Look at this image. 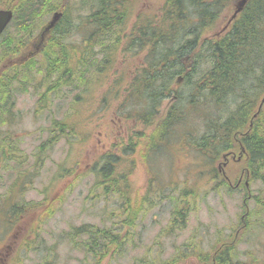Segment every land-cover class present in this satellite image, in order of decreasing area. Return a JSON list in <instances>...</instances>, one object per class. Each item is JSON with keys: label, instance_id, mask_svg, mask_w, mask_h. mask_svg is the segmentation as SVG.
<instances>
[{"label": "trees", "instance_id": "1", "mask_svg": "<svg viewBox=\"0 0 264 264\" xmlns=\"http://www.w3.org/2000/svg\"><path fill=\"white\" fill-rule=\"evenodd\" d=\"M0 1H3L0 7L14 12L12 21L0 36L3 61L0 65V124L12 123L16 93L25 91L35 73L44 71L39 81L46 87L35 107L42 112L48 107L45 101L51 95L63 94L77 70L80 82L72 89L77 90L78 101L75 102L79 104L85 100L81 92L88 91L95 69L112 66L119 54L122 57L142 54L143 59L134 68L133 76L126 83L120 77L109 92L103 94L101 101L109 102L108 97H115L123 90L122 102L129 107L126 118L136 121L142 129L129 134V144H123L122 150L128 146L129 150H134L141 145L140 160L149 173L152 169L154 177L151 172L145 193L139 196L133 193L129 181L135 166L128 167L126 158L122 156L118 160L112 150H106L100 156L101 162L96 160L95 187L106 200L116 197L119 226L83 223L61 235L72 249L89 255L93 264H99L105 255L112 257L124 249L131 238L130 228L150 202L152 192L161 191L157 182L159 163L152 166L157 154L171 153L173 147L185 145L201 161L198 172L191 177L192 183L185 179L178 195L170 197L174 203L170 229L183 225L191 209L190 196L197 197L198 184L205 174L216 182L223 153L241 152V161L235 159L231 163L243 167L233 176L228 172L230 179L244 176L241 170L246 176L250 169H253L252 176L249 173L246 176L249 185L253 178L264 177V0H247L221 32L215 30L214 24L234 0H161L152 11L141 10V6L138 7L141 0H79V10L73 17L69 14V0ZM50 12H60L61 16L47 32L42 29L35 43L39 52L27 50L20 57ZM76 32L80 33V42L69 41ZM102 78L97 75L93 79L94 86L99 87ZM181 79L185 93L178 87ZM35 89H39L38 85ZM168 98L174 101L172 99L164 115L157 119L163 101ZM53 121L50 137L38 147L40 158L62 134L76 131L77 124ZM199 125L203 126L200 133ZM0 137V160H3L14 150L8 145L11 135L4 133ZM121 143L123 141H118ZM241 148L245 150L242 152ZM218 185L228 183L225 180ZM6 205L9 218L4 213ZM44 205V202L20 205L2 200L1 225L9 229L19 222L24 211L26 214L41 210ZM55 210L52 205L42 209L30 231L37 232L44 219L51 217ZM36 239L24 241L23 246L36 249L31 244ZM228 245L226 240H219L205 253L202 249L184 248L167 263L148 264H245L235 259V247ZM187 257H191L187 263L179 262Z\"/></svg>", "mask_w": 264, "mask_h": 264}, {"label": "rangeland", "instance_id": "2", "mask_svg": "<svg viewBox=\"0 0 264 264\" xmlns=\"http://www.w3.org/2000/svg\"><path fill=\"white\" fill-rule=\"evenodd\" d=\"M78 1L69 0L71 17L79 10ZM237 1L239 0L228 4L215 22V30L221 32L229 26ZM159 2L161 0H141L138 7L141 6L144 11H152L157 8ZM52 14L53 12H50L45 17L20 57L25 55L27 50L35 49L36 54L39 52L35 43L40 39V33ZM79 36L80 33L76 32L69 41L80 42ZM141 56L139 52L127 57L119 54L112 66L95 69L89 81L88 91L81 92L85 100L82 99L79 104L75 102L78 101L75 97L77 90L72 89L80 82L78 70L71 76L63 94L49 95L50 98L45 101V106L48 107L42 112L36 111L35 107L46 87L39 81L44 76V71L41 74L34 72L35 77L32 82L26 84L25 91L16 93V103L12 110L14 120L10 124H0V136L4 133L11 135L12 139L8 145L14 150L0 160V203L2 200L20 205L44 202L41 210L50 205L56 207V210L51 217L44 219L35 233L30 231V227L39 218L40 209L26 214L24 211L19 222L9 229L1 225L0 220V264L94 263L83 251L72 249L61 235L70 227L83 223L110 228L119 226V203L116 197L111 196L106 200L100 196L99 188L95 187L98 175L93 167L96 166V160L101 162L100 156L106 150H112L119 157L118 160L122 156L126 158L128 167L130 164L135 166L129 176L133 193L139 196L145 193L148 178H151V172L154 177V173L151 168L149 173L145 168L146 164L140 160L141 145L138 144L134 150H129V146L128 149L122 150L123 144H129V134L141 131L142 126L126 118L129 107L124 106L125 103L122 102L123 90L117 92L115 97H108L109 102L105 99L101 101L103 94L109 92L110 87L115 81L118 82L120 77L126 83L133 76L134 68L143 59ZM2 63L0 58V65ZM97 75L103 77V83L99 87L93 84ZM183 82L182 79L179 80L178 87ZM37 85L38 90L35 89ZM183 87L181 86V90L185 93L186 89ZM71 89L73 91L67 97L66 93ZM90 98H94V101ZM172 99L163 101L157 119L164 115ZM53 120L77 124L76 131L70 135L62 134L40 158L38 147L50 137ZM202 129L203 126L199 125L198 132ZM87 132L90 136L86 135ZM118 141L123 143L118 144ZM173 148L174 152L157 154L152 163V166L156 162L159 163L157 182L161 191L152 192L150 202L130 228L131 238L124 249L112 257L105 255L99 264L167 263L180 249L186 250L190 247L195 251L202 249L205 253L219 240H226L228 246L235 247L237 261L245 264H264V177L253 178L249 185L252 197L256 194L258 200L257 219L249 214L245 215L247 211L252 214L255 210L254 200L247 199L245 186L228 188L226 185H218L222 181L221 173L216 182L205 174L198 184L197 197L194 199L190 196L191 209L186 213L183 225H175L170 229L174 207L170 197L178 195L185 179L189 184L192 183L191 177L198 172L201 164L188 146ZM231 162L228 167H224V173L227 175L229 172V175L233 176L243 166ZM262 173L264 174V170ZM243 174L241 184L244 185L245 172ZM237 179L231 178L234 184ZM5 208L7 205L4 207V213L9 218L11 215ZM241 226L245 228L242 229ZM34 238L37 239L31 244L35 245L36 249L23 246L24 241ZM189 260L191 257L179 262L187 263Z\"/></svg>", "mask_w": 264, "mask_h": 264}, {"label": "flooded vegetation", "instance_id": "3", "mask_svg": "<svg viewBox=\"0 0 264 264\" xmlns=\"http://www.w3.org/2000/svg\"><path fill=\"white\" fill-rule=\"evenodd\" d=\"M241 149H242V152L245 150L244 148H241ZM222 156H223V160L219 163V170H220V172H221V174H222V181H221V182H224V181L226 180L227 183H228L227 186H229V188H232V189L240 188V185H241V182H242L243 176L241 175V176L238 178L237 182L234 184V183L231 181V179L229 178V176L226 175V174L224 173V167L227 166L229 162L234 161L235 159H236L238 162H240V161H241V152H239V153L237 154V153H235L234 151H227L226 153H223ZM244 172H245V171L242 170V171H241V174H243ZM251 172L253 173V169H252V170L250 169V173H249L248 170H247V172H246V176L248 175V173L251 175ZM251 176H252V175H251ZM246 178H247V177H245V180H244V186H245V184H246L245 188H246V191L248 192L247 199L250 200V201H251V199H253L254 202H255V203H254L255 210L252 212V214H251V213H248V211L246 212V214H249V215L252 216V217L254 216V217L257 219V212H256V211H257V209H256L257 204H256V202H258V200L256 199V194L252 197V194H251V188L249 187V183H248V181H246V180H247ZM244 203H245V206H247L245 201H244ZM263 205H264V203H263Z\"/></svg>", "mask_w": 264, "mask_h": 264}, {"label": "water", "instance_id": "4", "mask_svg": "<svg viewBox=\"0 0 264 264\" xmlns=\"http://www.w3.org/2000/svg\"><path fill=\"white\" fill-rule=\"evenodd\" d=\"M245 2H246V0H239L237 2L236 10L233 14V17L236 15L237 12H239L243 8ZM13 14L14 13H13L12 9L0 8V36L4 32L6 27L9 25V23L11 22V20L13 18ZM60 15H61L60 12H54L53 13L51 19L49 20V22L44 27V32L45 31L47 32L54 25V23L57 21V19Z\"/></svg>", "mask_w": 264, "mask_h": 264}]
</instances>
